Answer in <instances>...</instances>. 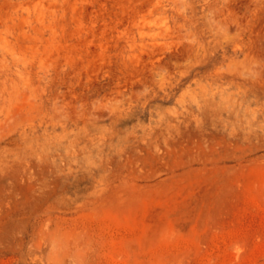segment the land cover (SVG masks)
Masks as SVG:
<instances>
[{
    "label": "rangeland",
    "instance_id": "obj_1",
    "mask_svg": "<svg viewBox=\"0 0 264 264\" xmlns=\"http://www.w3.org/2000/svg\"><path fill=\"white\" fill-rule=\"evenodd\" d=\"M0 264H264V0H0Z\"/></svg>",
    "mask_w": 264,
    "mask_h": 264
}]
</instances>
